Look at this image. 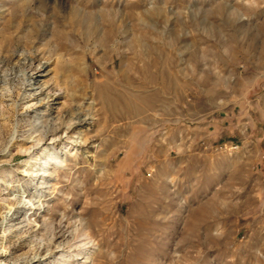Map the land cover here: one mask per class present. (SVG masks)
I'll list each match as a JSON object with an SVG mask.
<instances>
[{"label":"rangeland","instance_id":"rangeland-1","mask_svg":"<svg viewBox=\"0 0 264 264\" xmlns=\"http://www.w3.org/2000/svg\"><path fill=\"white\" fill-rule=\"evenodd\" d=\"M78 263L264 264V0H0V264Z\"/></svg>","mask_w":264,"mask_h":264},{"label":"bare ground","instance_id":"bare-ground-1","mask_svg":"<svg viewBox=\"0 0 264 264\" xmlns=\"http://www.w3.org/2000/svg\"><path fill=\"white\" fill-rule=\"evenodd\" d=\"M30 85H32V84H30ZM41 89L40 90H37V89H35L34 91H32L31 93H30V97H36V99H37V101L38 102H42L43 100H44V98H48L47 100H49L51 97H54V98H52V99H54V100H59V98L58 97H55L54 95H49V93H46L45 94V97H43V95H44V93H45V90H44V88H42V87H40ZM7 92H8V90H7ZM29 97V98H30ZM50 102V101H49ZM37 103V102H36ZM36 103H34V104H36ZM50 104V103H49ZM81 116V115H80ZM85 117V116H84ZM56 118V117H55ZM76 119V118H75ZM87 118H81V117H78L77 118V120H74V117L72 116V114L70 113V112H66L65 114H61V115H59L58 116V118L57 119H54V118H52L51 120V122L52 123H48L47 125H46V127H44L45 129H44V131H41V134H40V136H39V138H37V140H36V142L31 146V147H27L26 149H25V151H31L34 147H36L37 145H39L40 146V144H41V142L48 136V135H53V137H52V139H59V140H62V137H63V135H67V137L66 138H68V139H73L72 141L74 142V143H78L79 141H81L83 138H82V135H81V132L80 133H78L77 132V134H80L78 137H71V136H69V134H70V132L73 130V128H74V126L77 124V123H80V122H83V121H85ZM37 130H38V128H37ZM39 132V131H38ZM61 132H63V133H65V134H59V133H61ZM84 140V139H83ZM71 141V140H70ZM55 142V141H54ZM57 142V141H56ZM51 144V143H50ZM38 146V147H39ZM44 152L46 153V155L47 156H50L51 154H56V156L53 158V160L55 161V163L57 164H62V163H64V161L65 160H62L61 159V156L59 155V153H56V147H55V145L53 146V148H48V146H46L45 148H44ZM44 154V153H43ZM53 156V155H52ZM33 160L32 161H30L29 162V167L32 169L33 167H34V169H35V166H37L36 164H37V162H39L38 161V159H40V157L39 158H36V157H33L32 158ZM55 163H53V162H51L50 160L49 161H47L46 162V166H43V169H42V171L44 172V173H47V171H48V169L50 168V166L52 165V164H54V168H55ZM53 168V167H52ZM37 170V169H36ZM26 171V170H25ZM28 171V170H27ZM41 171V172H42ZM35 172V171H34ZM40 172V173H41ZM39 173V174H40ZM41 175V174H40ZM27 197H28V195H25L24 196V202L25 203H27V204H31V205H35V204H37L36 202L34 203L33 202V200H32V197L31 198H29V199H27ZM40 202V201H39ZM38 202V203H39ZM40 205L42 204V202L41 203H39ZM12 207V206H11ZM4 219V218H3ZM8 219V218H7ZM6 222H7V220H6ZM1 223H4V221L3 222H1ZM3 225V224H2ZM7 226V225H6ZM7 227H9V226H7ZM76 233V232H75ZM89 237V236H88ZM88 237H87V239L86 240H84V246H83V248H80L76 253H75V255H73L74 257L75 256H79V255H81V254H83L84 253V251H87V253H85V254H87L88 255V258L91 256V247H90V241H88ZM59 245V244H58ZM89 245V246H88ZM93 245V244H92ZM39 252V251H38ZM40 254V253H39ZM62 258V255H61V257H59V258H57V259H61ZM69 258V257H68ZM79 264V263H78Z\"/></svg>","mask_w":264,"mask_h":264}]
</instances>
